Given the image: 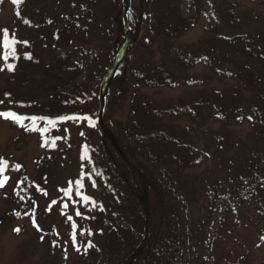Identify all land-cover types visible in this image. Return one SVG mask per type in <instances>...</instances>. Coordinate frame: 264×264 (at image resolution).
Listing matches in <instances>:
<instances>
[{
	"label": "trees",
	"instance_id": "16d2710c",
	"mask_svg": "<svg viewBox=\"0 0 264 264\" xmlns=\"http://www.w3.org/2000/svg\"><path fill=\"white\" fill-rule=\"evenodd\" d=\"M33 1L39 0H20L18 4L4 0V3L23 5ZM109 1L111 6H107ZM239 3L240 0H144L142 31L148 30V41L140 52L139 43L129 50L124 74L117 76L108 92L104 115V124L114 135L122 154L98 128V111L92 105V84L105 78L121 48L115 37L118 28L125 31L120 0H82L72 5L67 21L65 16L62 22H56L55 15H40L36 17L39 26H29L42 33L41 40L59 42L60 36H64L69 47L78 36L82 38L80 48L60 55L56 53L58 47L48 48L47 53L54 57L48 70L60 84L53 95L60 104L58 109L31 104L18 107V112L46 118L51 124L68 120L96 124V134L86 145L93 155L95 170L90 168L87 176L94 180L91 190L96 197L90 193L85 201L84 193L75 195L76 201H68L74 202L81 215L74 218L64 214L67 225L77 219L83 222L81 228H73L70 234L88 247L94 264H127L143 242L147 216L142 200V177L147 183L150 207L149 248L134 264H179L184 249L189 255L185 264H251L255 247L251 245L252 239L242 234L254 227L256 214L264 213V12L252 19L253 13L242 10ZM202 10L211 20L204 37L191 46L177 45L198 25ZM248 19L257 20L259 27L249 29ZM139 20L140 6L132 7L128 29L135 30ZM53 28L59 29L49 31ZM89 38L103 43L117 42V45L112 54L108 48L92 52ZM25 45L27 49L19 55L22 77H26L24 71L29 68H44L43 49L28 42ZM81 64L90 65L85 68L86 72L89 70V79L85 77V83L76 85L74 80ZM204 67L211 73L200 80L193 70ZM62 74L70 77L64 79ZM68 84L73 87L72 92L59 94ZM183 84L207 86L211 97L192 99L193 102L178 98L157 104L143 94ZM116 98L128 109L125 121L116 120L109 112L108 106ZM210 111V118L229 127L247 122L253 128V139L262 146L253 150L250 147L248 157L228 163L230 168L224 181L213 179L200 205L193 171L206 167L210 153L195 137L205 128V112ZM64 117L80 119H61ZM183 119L191 121L185 128L177 123ZM46 120L38 123L46 124ZM23 123L32 128L30 121ZM34 132L27 130L29 134ZM22 182L13 190L12 206L18 207L25 197L23 193L30 194L26 193L29 188L26 181ZM226 185L228 190L224 189ZM69 206H61L62 213ZM21 212L20 208H13L8 214L17 218ZM182 216L188 219L183 232Z\"/></svg>",
	"mask_w": 264,
	"mask_h": 264
},
{
	"label": "rangeland",
	"instance_id": "374dc122",
	"mask_svg": "<svg viewBox=\"0 0 264 264\" xmlns=\"http://www.w3.org/2000/svg\"><path fill=\"white\" fill-rule=\"evenodd\" d=\"M79 2L82 0H39L26 2L23 5L4 3V0L0 2V68L4 69L0 71V101H3L0 103V112L12 111L21 115L22 113L18 112V107L21 105H23L21 107H27L31 104L45 105L46 108L52 107L54 110L58 109L60 104L56 99L57 97L53 95L55 87L60 84L57 83L52 71L48 70L50 69L49 65L52 66L54 63L53 55L47 53L48 48L51 46L58 47L56 53L60 55L69 49L77 50L80 48V45L83 44L82 38L78 36L73 42L75 44L71 47L64 42V36H60L59 42H54L51 39L41 40L39 38L42 33L38 29H31L29 24L24 21H29L33 28L39 26V20L36 17L40 15H45V17L55 15L56 22H62L65 16L67 21V14L72 5ZM120 2L123 5V1L120 0ZM239 4L242 10L253 13V16L250 17L252 19L264 12V2L251 3L248 0H240ZM107 6H111L110 1ZM139 6L140 0L131 1L130 8ZM148 11L151 13V9ZM200 14L202 18L198 25L177 41V45L191 46L204 37L205 30L211 25V20L205 10H202ZM249 19L247 27L256 30L260 23L257 20L251 21ZM137 26L138 23L135 30L129 29L132 34L135 33ZM5 29L9 32V39L16 41L14 48L15 55L18 57L16 59L10 56L7 62L3 60L5 51L3 48V30ZM54 29L59 28H53L49 31ZM116 36L118 37L116 41L122 46L126 41L125 31L118 28V35ZM148 38V30L142 31L137 42L140 46L138 52L142 50V45L148 41ZM89 39L92 40V43H89L93 46L92 52L99 51V48H108L109 53L112 54L113 48H116L117 45V42L108 43V40L103 43L101 40L98 42L92 38ZM25 42L43 49L44 55L41 58L44 68H29L30 70L24 71L26 77H22L19 72L23 64L19 55L24 52V49H27ZM7 63L14 65L13 71L7 70ZM81 65L78 70L79 74L74 80L76 85L85 83V77L89 79V70L86 72L85 68H89L90 65L86 67ZM124 66L125 63L120 72L122 75L124 74ZM210 73L211 71L206 67L193 70V74L200 75V80L209 76ZM62 77L68 79L70 75L62 74ZM103 80L92 84L94 90L92 105L98 114L100 88ZM72 90L73 87L68 84L59 90V94L69 93ZM210 92L211 90L207 86L190 87L183 84L172 89L149 90L143 94L159 104L168 103L178 98H185L188 102H193L192 99L196 98L206 99L211 97ZM6 93L10 95L6 97ZM108 109L116 120H126L128 109L123 102L121 104L118 98L109 104ZM211 112H205L206 120L204 123L206 126L197 132L195 137L198 143L203 148L208 149L210 153L206 167L193 171L197 179L200 205L205 201L206 193L214 182L213 179L220 178L221 181H224L223 178L228 174V168H230L228 163H237L240 159L248 157L250 147L253 150L261 149L262 146L253 139V128L247 122L239 126L229 127L225 123L210 118ZM177 123L185 128L186 124L191 123V121L183 119ZM44 129L47 131L42 134ZM97 129L96 124L89 123L86 125L82 122L75 123L68 120L61 124L38 123V129L29 134L25 127L22 129L11 120L0 117V158H3L7 163L4 171L0 172V179L7 177L4 186L0 187V264H94L93 255L87 252L88 247L81 244L76 235H74V244L73 236L70 234V230L73 231V224L76 225L75 229H77L84 225L83 222L77 219V222L72 221L67 225L65 215L75 218L77 212L73 202L76 201L75 195L78 197L84 193L87 196L92 194L96 197V194L91 190L94 180L90 175L87 176L90 168L95 170L93 168V155L89 153L90 147L87 149L86 145L92 141ZM22 181H26V185L29 186L26 193L29 192L30 194L26 196L23 193L22 196H25L23 202L18 204L22 212L15 218L9 216L8 213L13 208L19 210L18 207L12 206L11 202L13 190L18 183L23 184ZM224 189L228 190L229 186L226 185ZM58 200L59 205H56ZM65 205L70 206L68 211L65 212L64 210L62 213L61 206L66 208ZM194 217L197 218V215ZM33 220H35V226ZM253 222L261 229L254 225L242 235L252 239L251 245L255 247V249L253 248V256L250 257L251 264H264V241L260 242L264 236V232H261L264 230V213L256 214ZM180 226L182 232L188 227V219L185 216H182ZM14 229L20 231L17 233ZM77 248L79 251L76 250ZM89 250H92V247ZM187 258H189L188 250L184 249L179 264H185Z\"/></svg>",
	"mask_w": 264,
	"mask_h": 264
},
{
	"label": "water",
	"instance_id": "95a60500",
	"mask_svg": "<svg viewBox=\"0 0 264 264\" xmlns=\"http://www.w3.org/2000/svg\"><path fill=\"white\" fill-rule=\"evenodd\" d=\"M130 10V0H124V28L126 30V41L121 47L120 51L115 56L112 66L104 78L101 89H100V111H99V117H98V125L101 131L104 133L105 137L109 139V141L112 143L113 147L121 153V150L118 146V143L112 134V132L105 126L104 124V113L107 103V95L109 92V89L113 83V81L116 79L121 67L125 63L127 54L129 49H131L137 42L141 34L142 26H143V20H144V0H140V21L138 23L137 29L135 34H132L130 31H128L127 23H128V12ZM122 154V153H121ZM134 167V166H133ZM136 169V167H134ZM142 177V176H141ZM143 178V195L142 200L145 205L146 209V226H145V237L141 245L136 249V251L133 253L131 259L127 264H134L137 259H139L141 256H143L146 252L147 247L149 246V224H150V207H149V201H148V189H147V183L144 177Z\"/></svg>",
	"mask_w": 264,
	"mask_h": 264
},
{
	"label": "snow or ice",
	"instance_id": "6c2138e0",
	"mask_svg": "<svg viewBox=\"0 0 264 264\" xmlns=\"http://www.w3.org/2000/svg\"><path fill=\"white\" fill-rule=\"evenodd\" d=\"M0 2H2V0H0ZM12 3L13 4H18V3H20V0H12ZM24 22L26 24H29V26H31L29 21L25 20ZM49 23H51V21H49ZM15 43H16V41L9 39V32H8V30H6V29L3 30V48L5 50L4 51V55H3V60L5 62L8 61V59H9L10 56H12V58L18 59V57L15 55V48H14ZM6 67H7V70L8 71H13L14 70V65L11 64V63H7L6 64ZM3 70L4 69L0 68V71H3ZM5 95L7 97L10 94L6 93ZM0 103H3V101H0ZM21 106H23V105H21ZM0 117H2L5 120H11L13 123L18 124L20 127H25V130L26 131L27 130H30V131L37 130L38 129V121H40V120H46V118H43V117H37V116H22V115H19V114L15 113V112H12V111H2V112H0ZM61 119H65L66 120V119H80V118L79 117H64V118H61ZM249 119H251V118H249ZM25 120H28V121L31 122V124H32V128L31 129L27 128L24 125L23 121H25ZM46 122L47 123H51L50 120H46ZM44 131H47V129L42 130V134H43ZM6 167H7V163L3 160V158H0V172H3ZM17 167H19V166H17ZM6 180H7V177H5L4 179H0V187H3L4 186V183H5ZM77 183L79 184V181ZM94 186L95 185L93 184V187ZM82 199L85 200V201H87V200H89V197L88 196H84ZM65 207H67V205H65ZM48 210H50V209H48ZM76 215L77 216H80L81 213L79 211H77L76 212ZM33 224L35 226V220H33ZM75 227H76V225L73 224V228H75ZM14 231H16L18 233L20 230L19 229H14ZM81 235H83V233H81ZM89 235H91V233H89ZM72 239H73V243L75 244V236L74 235H73ZM89 246L91 247L92 245H89ZM76 250L79 251L78 248Z\"/></svg>",
	"mask_w": 264,
	"mask_h": 264
}]
</instances>
